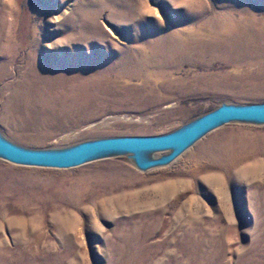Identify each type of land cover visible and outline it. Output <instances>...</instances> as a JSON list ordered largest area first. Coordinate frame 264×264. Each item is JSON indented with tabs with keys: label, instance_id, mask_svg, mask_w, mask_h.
Segmentation results:
<instances>
[{
	"label": "rangeland",
	"instance_id": "rangeland-1",
	"mask_svg": "<svg viewBox=\"0 0 264 264\" xmlns=\"http://www.w3.org/2000/svg\"><path fill=\"white\" fill-rule=\"evenodd\" d=\"M93 1L0 0L4 138L59 149L264 103V0ZM216 17L221 35L202 28ZM155 28L171 33L165 57ZM218 137L224 163L192 158ZM0 264H264V123L222 124L147 170L125 153L70 168L0 157Z\"/></svg>",
	"mask_w": 264,
	"mask_h": 264
},
{
	"label": "water",
	"instance_id": "water-1",
	"mask_svg": "<svg viewBox=\"0 0 264 264\" xmlns=\"http://www.w3.org/2000/svg\"><path fill=\"white\" fill-rule=\"evenodd\" d=\"M229 122L264 123V103H223L183 127L158 135L107 136L84 140L59 149H32L0 135V157L9 161L53 168H70L98 157L128 154L142 170L170 163L183 150L210 130ZM144 151H165L155 158L143 159ZM109 154V155H105Z\"/></svg>",
	"mask_w": 264,
	"mask_h": 264
},
{
	"label": "bare ground",
	"instance_id": "bare-ground-1",
	"mask_svg": "<svg viewBox=\"0 0 264 264\" xmlns=\"http://www.w3.org/2000/svg\"><path fill=\"white\" fill-rule=\"evenodd\" d=\"M86 2L88 1V0H85ZM86 2H83L84 4H86ZM90 2L92 3V2H94L93 0H90ZM89 3V2H88ZM88 3H87V5H88ZM90 3V4H91ZM220 4H223L224 6L225 5H228L227 4V1L225 0L223 3H221L220 2ZM227 8V7H226ZM82 11H84L87 15H90V14H92L93 12H91V11H88L87 9H85V10H82ZM81 12V11H80ZM80 12H79V14H80ZM224 15V14H223ZM227 15V14H226ZM223 17V16H222ZM219 18L218 17H216V18H213V19H210V20H208L207 22H205L204 24H203V26H202V28L204 29V30H207V31H210V32H213L214 34H219V35H221V30L219 29L220 28V26H219V20H218ZM223 20H226V17L224 16L223 17ZM225 23V24H224ZM223 24L224 25H222V28H225V26H228L229 27V24H227L228 22L227 21H225ZM227 28V27H226ZM155 31L157 32L158 31V29L157 28H155ZM158 33V32H157ZM164 33H162V34H160V33H158V37H157V44L158 45H156L155 44V51L156 52H162V54H163V57H165L164 56V54H166V52L167 51H169V49L171 48V47H174L173 46V44L171 43V40H172V36H171V33L170 32H168V33H166V34H164ZM226 39H228V37L226 38ZM198 41V38H194L193 39V41H192V44L194 45L196 42ZM229 41V43H228V47H233L234 45H236L237 46V44H238V42H236V41H234V38H231V39H229L228 40ZM179 42L181 43V39L179 40ZM180 47H182V48H186L183 44H180L179 45ZM178 50V48L176 49V51ZM64 52L66 53V54H68L67 53V50H64ZM164 52V53H163ZM161 54V55H162ZM160 55V54H159ZM72 59H75V57H71ZM43 91H45V89L43 90ZM14 100H13V105H12V103H11V110L13 109V117L12 116H10L9 118H10V120H7L11 125H13V126H15V127H17V128H19V126H23L24 124H26V120L25 119H22L20 122H18V120L21 118V117H23V110H22V107L21 106H19V102L21 101V100H24V99H26V95H25V92L24 91H19V92H17V94L15 93L14 94ZM36 97V96H35ZM45 97V96H44ZM39 99V101H44V99L42 98V97H40V98H38ZM46 101H49V100H45L44 101V103H47ZM49 102H51V101H49ZM8 118V119H9ZM111 118H113V116H108L107 117V119H111ZM225 138L226 137H218V138H216V140L215 141H213V142H209L208 144H206V145H204V147H202L201 149H199V151L192 157V158H194V159H199L200 157H210V161L211 162H217L218 164H220V163H224V157H225V155L226 154H228L229 152H230V145H231V143L230 142H225ZM227 144H228V146H227ZM217 149H220V152L218 153L217 152ZM148 153V154H147ZM154 152H152V151H144L143 152V159H151V158H155V157H150V155L151 154H153ZM105 155H109V154H105ZM229 155V154H228ZM216 156H219V157H217V158H215ZM133 159V158H132ZM26 171H29V170H26ZM123 244V243H122Z\"/></svg>",
	"mask_w": 264,
	"mask_h": 264
}]
</instances>
